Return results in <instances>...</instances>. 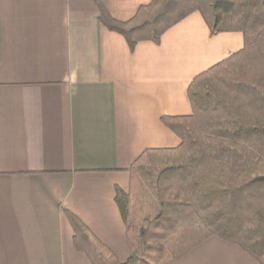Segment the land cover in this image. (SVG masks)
<instances>
[{
	"label": "crops",
	"instance_id": "crops-1",
	"mask_svg": "<svg viewBox=\"0 0 264 264\" xmlns=\"http://www.w3.org/2000/svg\"><path fill=\"white\" fill-rule=\"evenodd\" d=\"M152 1L0 0V264H91L65 211L127 262L116 189L145 150L180 145L160 119L190 116L191 81L243 48L198 12L133 49L99 20ZM172 264L257 262L212 236Z\"/></svg>",
	"mask_w": 264,
	"mask_h": 264
},
{
	"label": "trees",
	"instance_id": "trees-1",
	"mask_svg": "<svg viewBox=\"0 0 264 264\" xmlns=\"http://www.w3.org/2000/svg\"><path fill=\"white\" fill-rule=\"evenodd\" d=\"M198 12L212 35L238 32L243 48L188 86L190 116L162 117L180 140L145 150L116 189L131 252L124 264H172L215 236L264 264V0H153L127 22H100L129 49L158 43ZM74 246L91 264H120L70 212Z\"/></svg>",
	"mask_w": 264,
	"mask_h": 264
}]
</instances>
